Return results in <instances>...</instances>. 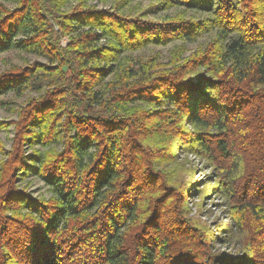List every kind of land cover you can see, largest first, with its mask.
Instances as JSON below:
<instances>
[{
  "label": "trees",
  "instance_id": "1",
  "mask_svg": "<svg viewBox=\"0 0 264 264\" xmlns=\"http://www.w3.org/2000/svg\"><path fill=\"white\" fill-rule=\"evenodd\" d=\"M64 2L0 0V54L46 59L0 75V107L10 93H36L0 163V264H253L264 190L241 193L228 177L264 129V0H156L140 14L124 10L129 0H81L70 13ZM171 7L180 10L151 16ZM175 41L167 61L134 55ZM32 142L40 148L25 154ZM177 149L207 161V177L197 181ZM30 175L49 197L18 185ZM191 187L204 204L220 199L218 232L192 211ZM219 243L238 254L224 259Z\"/></svg>",
  "mask_w": 264,
  "mask_h": 264
},
{
  "label": "rangeland",
  "instance_id": "2",
  "mask_svg": "<svg viewBox=\"0 0 264 264\" xmlns=\"http://www.w3.org/2000/svg\"><path fill=\"white\" fill-rule=\"evenodd\" d=\"M119 0H86V7L89 5L96 6L97 8L102 9H111L114 3H117ZM156 0H129L128 5L124 7V10H127L128 7L132 5H136V7H139L137 9V13L140 14L143 8L147 7L151 3H155ZM1 4H3L6 7V10L8 9H14L15 3L13 1H2ZM81 5V0H65L64 5L61 8L62 12H72L73 10L79 8ZM179 7H171L170 9L166 11H160L157 14H152L151 16L153 18H161L162 14H176L179 12ZM204 15V12L198 11V10H188L186 17H201ZM213 35L211 34H205L203 37H201L198 42L195 43H188V50L185 52L186 55L190 54L192 50L196 48V46L201 43L200 41H208L211 39ZM65 39H67L65 37ZM175 43H181L180 41L170 42L166 45H149L146 48H142L141 50H138L134 52V55L136 54H148L153 51H160V55L163 58L164 61L168 60V56L170 53V49L173 47ZM34 61H40L45 62L46 59L43 57H39L34 54H29L22 52L17 49H13L4 53L0 54V75L3 73H6L11 70H16L20 68L21 66H25L26 64L33 63ZM30 95H36L34 92H27L23 96H16L14 93H10L7 96H3L2 98L7 102L5 106L0 107V163L2 160H5L7 156L9 157V151L14 146V136H15V121L19 118V110L20 108L26 104L27 99ZM38 95V94H37ZM148 108V107H147ZM151 114H153L151 112ZM149 114V116L151 115ZM153 121V120H152ZM151 121V123H153ZM30 144V145H29ZM26 145V143L23 144V151L25 154L32 152L33 148H40V145L35 143H29ZM177 144H186V142L183 143V140H180L177 142ZM7 151L9 153H7ZM181 150L177 149V161H181L184 158L189 157V159L193 162H196L197 170L195 173V177L197 181H201L207 177V173L211 171V165L207 163V161H198L194 158V155L192 154H181ZM18 185L22 188H26L29 192L32 193L33 196L38 195H44L46 197H49L51 193L49 192L47 186L37 177L34 175H30L25 177L24 179L19 178ZM201 187V185H200ZM199 187V188H200ZM191 196L187 197V201L189 202V205L192 207V211L194 214H197L199 220L205 221L208 223V225L211 227L212 230H215V232H218V227H220L221 224L226 222V218H224V212H223V206H220L218 202H220V199L215 197L212 199H208V202L204 204L205 200L204 196L202 195H196L192 197V193L194 195L195 188L191 187L190 189ZM199 212V213H198ZM217 250L224 253V259L226 256H235L237 255V249L233 245H226L223 243H219L216 246ZM228 258V257H227Z\"/></svg>",
  "mask_w": 264,
  "mask_h": 264
},
{
  "label": "clouds",
  "instance_id": "3",
  "mask_svg": "<svg viewBox=\"0 0 264 264\" xmlns=\"http://www.w3.org/2000/svg\"><path fill=\"white\" fill-rule=\"evenodd\" d=\"M217 102L221 108L231 107L230 101L217 98ZM258 120L264 123V105L259 110ZM238 159L240 167L233 170L228 178L236 182L241 193L245 185L248 186L250 193L258 189L264 190L261 189V186H264V129H262L261 135L257 137L256 144L249 148L247 152H241ZM245 162H247V168H245ZM249 257L252 259L253 264H264V243L250 248Z\"/></svg>",
  "mask_w": 264,
  "mask_h": 264
}]
</instances>
